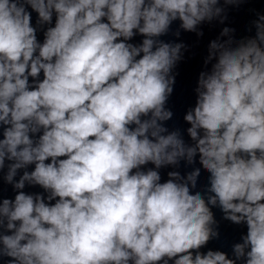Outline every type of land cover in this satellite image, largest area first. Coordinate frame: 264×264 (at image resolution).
Segmentation results:
<instances>
[{
  "label": "clouds",
  "instance_id": "obj_1",
  "mask_svg": "<svg viewBox=\"0 0 264 264\" xmlns=\"http://www.w3.org/2000/svg\"><path fill=\"white\" fill-rule=\"evenodd\" d=\"M246 2L0 0V264H264V14L209 42L191 143L166 126L188 46L161 37ZM212 208L246 226L231 256L201 251Z\"/></svg>",
  "mask_w": 264,
  "mask_h": 264
}]
</instances>
